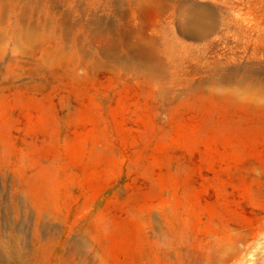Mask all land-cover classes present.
<instances>
[{"label": "rangeland", "instance_id": "rangeland-1", "mask_svg": "<svg viewBox=\"0 0 264 264\" xmlns=\"http://www.w3.org/2000/svg\"><path fill=\"white\" fill-rule=\"evenodd\" d=\"M47 5L66 25L52 57L0 38V264L50 237L39 264L80 237L71 264H264V0ZM197 7L202 32L179 31ZM115 26L160 78L107 58L94 33Z\"/></svg>", "mask_w": 264, "mask_h": 264}, {"label": "bare ground", "instance_id": "bare-ground-1", "mask_svg": "<svg viewBox=\"0 0 264 264\" xmlns=\"http://www.w3.org/2000/svg\"><path fill=\"white\" fill-rule=\"evenodd\" d=\"M30 1L0 0V38L8 37L15 45L26 49L38 46L44 56L52 57L54 54L50 49L51 47L55 46V48L63 49V33L61 29L66 27L64 18L62 15L54 13L49 9V5H47L49 0H33L34 3L39 1L43 6L46 5L45 8L47 9L45 10L47 11L46 18L37 17L34 10L24 7ZM9 9H13L14 11L12 18H9ZM153 9L157 11L160 7L155 5ZM204 18V13L200 7L189 10L187 8H180L178 10L179 31L184 32L186 28L192 31H201ZM71 29L69 28V32L72 34L71 38L73 41H77V34ZM94 29H98L95 23ZM95 32L94 37L99 38L101 41L100 48L102 52L107 58H112L118 62L121 70L135 72L144 78H160V73L162 72H160L161 64L156 60L152 51L147 50L141 45L139 38H136L135 34L133 38L129 36L131 37V41L125 46L126 51L122 52L120 49L118 50V47L122 45L123 39L126 40L129 37L126 36V33H121L119 27L115 26L113 29H105L104 32ZM71 53L70 59L74 58L75 49ZM52 240V237H50L46 241L45 246H42V251L38 255L34 254L29 258H20L19 264H39L42 255H45V252L53 242ZM88 249L89 247L85 238H77L73 242L66 243L64 252L55 263L71 264L76 257H80L88 252ZM89 264H102V260L91 258Z\"/></svg>", "mask_w": 264, "mask_h": 264}]
</instances>
